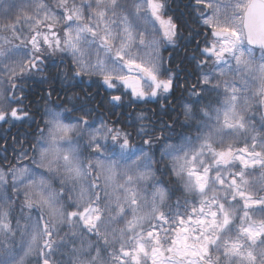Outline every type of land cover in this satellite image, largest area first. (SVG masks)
Masks as SVG:
<instances>
[{
    "label": "snow or ice",
    "instance_id": "snow-or-ice-1",
    "mask_svg": "<svg viewBox=\"0 0 264 264\" xmlns=\"http://www.w3.org/2000/svg\"><path fill=\"white\" fill-rule=\"evenodd\" d=\"M174 3L0 0V264H264V0Z\"/></svg>",
    "mask_w": 264,
    "mask_h": 264
},
{
    "label": "trees",
    "instance_id": "trees-1",
    "mask_svg": "<svg viewBox=\"0 0 264 264\" xmlns=\"http://www.w3.org/2000/svg\"><path fill=\"white\" fill-rule=\"evenodd\" d=\"M173 8H176L179 10V12H174L177 15L183 14L185 17H187V11L180 12V8H183L182 6V0H175V3L173 4ZM195 48V45H192V47L188 50H183V45H181L180 48H177L175 52H169V51H163L164 55L172 54L173 55V64L170 66L180 65V68H177V70L181 71L183 69L184 71H181L180 80L184 81L185 79L188 80V83L191 84L194 80V77L191 75V72L193 71L192 65L188 63V61L185 59L188 56L192 55V49ZM187 71L189 73L188 76L184 75V72ZM187 85L181 84L179 87L183 88ZM46 87V86H44ZM42 94V87L39 85H34L30 88L28 99L26 100V103L32 104L35 102L36 105H39L42 103L40 100V95ZM181 95L180 92L176 93L177 98H179ZM55 98V97H54ZM154 105H149L148 107H153ZM32 111L35 112V107L32 108ZM40 117L36 116V121L39 122ZM34 125L30 128L27 124L23 126H18L16 128H12L8 130L7 132L3 129H0V137H7L9 143L12 142L13 137H21L25 134H30L32 130L34 129ZM181 131L179 127L177 128V132Z\"/></svg>",
    "mask_w": 264,
    "mask_h": 264
},
{
    "label": "flooded vegetation",
    "instance_id": "flooded-vegetation-1",
    "mask_svg": "<svg viewBox=\"0 0 264 264\" xmlns=\"http://www.w3.org/2000/svg\"><path fill=\"white\" fill-rule=\"evenodd\" d=\"M187 4H188V0H182V6H183V8H180V12L187 11V10H186V5H187ZM173 11H174V12H179V10L176 9V8H173ZM170 55L173 57L172 54H170ZM177 71H179V70H177Z\"/></svg>",
    "mask_w": 264,
    "mask_h": 264
},
{
    "label": "rangeland",
    "instance_id": "rangeland-1",
    "mask_svg": "<svg viewBox=\"0 0 264 264\" xmlns=\"http://www.w3.org/2000/svg\"><path fill=\"white\" fill-rule=\"evenodd\" d=\"M256 54L259 55V51L255 50ZM163 54V53H162ZM164 55V54H163ZM170 54L164 55L165 57H168Z\"/></svg>",
    "mask_w": 264,
    "mask_h": 264
},
{
    "label": "water",
    "instance_id": "water-1",
    "mask_svg": "<svg viewBox=\"0 0 264 264\" xmlns=\"http://www.w3.org/2000/svg\"><path fill=\"white\" fill-rule=\"evenodd\" d=\"M255 50L259 51L258 49H255Z\"/></svg>",
    "mask_w": 264,
    "mask_h": 264
}]
</instances>
